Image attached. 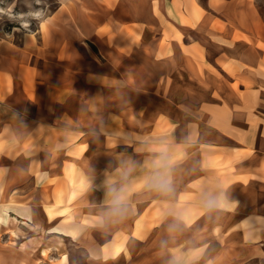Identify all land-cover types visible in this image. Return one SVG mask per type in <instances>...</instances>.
<instances>
[{"label":"crops","instance_id":"1","mask_svg":"<svg viewBox=\"0 0 264 264\" xmlns=\"http://www.w3.org/2000/svg\"><path fill=\"white\" fill-rule=\"evenodd\" d=\"M261 5L131 0L128 15L83 8L91 34L107 39V23L115 34L114 68L90 73L99 85L152 79L150 65H160L165 95L186 94L183 81H194V94L210 100L192 119L165 107L157 121L126 106L133 120L121 106L113 113L84 99L58 116L56 97L47 108L52 96L24 95L30 113L3 88L0 264H264ZM124 54L142 61L118 70ZM158 175L170 191L151 186Z\"/></svg>","mask_w":264,"mask_h":264},{"label":"rangeland","instance_id":"2","mask_svg":"<svg viewBox=\"0 0 264 264\" xmlns=\"http://www.w3.org/2000/svg\"><path fill=\"white\" fill-rule=\"evenodd\" d=\"M97 2L0 0V98L3 88L10 89L11 99H20L17 103L33 113L34 104L25 100L24 95L32 98L37 92L43 96L42 100L52 96V100L48 97L43 102L47 108L54 106L56 97L58 116L60 111L76 109L79 100H85L92 108L105 104L113 113L121 106L122 114L133 120L137 119L130 115L126 106L137 105L141 111L148 109V114L157 117V121H165V107L170 108V116L194 118L200 104L209 102L210 97L194 94L197 91L194 81H183L187 87L186 94L165 95V79L161 78L164 73L160 65H150L152 79H128L105 87L91 76V72L114 68L115 49L111 44L115 34L109 30V23L102 28L108 31L107 39L104 35L98 39L97 35L91 34L87 29L91 17L84 15L83 8H95L102 14L105 8L111 10L116 6L125 15L131 9V0L119 5L113 0H105L107 5L104 8H98ZM260 8L264 11V5ZM93 18L97 19L98 15ZM105 18L113 20L111 15ZM118 59V70H124L130 62L142 61L138 56L126 54ZM179 104L181 106H177ZM179 108L182 112H178ZM145 114L142 112L140 115ZM109 115L111 119H118L112 113ZM61 116L65 118L66 113Z\"/></svg>","mask_w":264,"mask_h":264},{"label":"clouds","instance_id":"3","mask_svg":"<svg viewBox=\"0 0 264 264\" xmlns=\"http://www.w3.org/2000/svg\"><path fill=\"white\" fill-rule=\"evenodd\" d=\"M161 167H166V164L163 162L160 165ZM152 187L156 188L160 191H170V181L164 176V175H158L154 178L151 184ZM115 191V190H114ZM122 191V190H121ZM122 200V195L120 193H117L114 199V204L119 205L120 201ZM215 206V201L209 200L208 207L211 209ZM122 211L121 208H113L111 210L112 213H117Z\"/></svg>","mask_w":264,"mask_h":264}]
</instances>
